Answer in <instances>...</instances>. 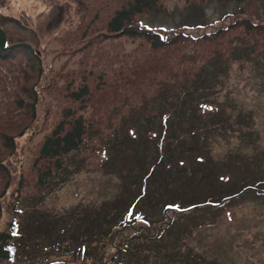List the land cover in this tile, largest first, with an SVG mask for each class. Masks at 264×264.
Wrapping results in <instances>:
<instances>
[{"label":"rangeland","instance_id":"rangeland-1","mask_svg":"<svg viewBox=\"0 0 264 264\" xmlns=\"http://www.w3.org/2000/svg\"><path fill=\"white\" fill-rule=\"evenodd\" d=\"M0 4L8 44H28L42 59L44 98L51 73L69 59L63 40L76 30L75 7L67 0ZM243 5L169 0L138 26L163 38L184 33L196 39L227 29L242 18ZM258 9L257 22L264 24V5ZM230 39L231 55L226 47L214 52L201 72H181L177 86L116 110L111 130L90 134L57 180L31 189L18 214L5 210L0 235L17 236V251L0 264H92L94 258L76 257L79 250L93 255L112 230L137 226L139 219L157 224L167 206L198 208L175 215L160 239L130 242L115 264H264V51L248 48L242 36ZM191 49L189 59L197 57ZM37 114L18 140L16 171L27 177L52 124L43 101Z\"/></svg>","mask_w":264,"mask_h":264},{"label":"trees","instance_id":"trees-1","mask_svg":"<svg viewBox=\"0 0 264 264\" xmlns=\"http://www.w3.org/2000/svg\"><path fill=\"white\" fill-rule=\"evenodd\" d=\"M48 1L55 5L61 0ZM67 1L75 7L77 26L63 40L69 59L51 73L44 98L39 89L44 76L40 55L25 43L9 45L8 35L0 25V224L5 210L19 213L18 203L31 189L44 190L57 180L69 155L86 146L90 134L110 129L116 110L138 106L165 92L179 81L176 79L181 72H201L214 58V52L222 54L226 47L227 56L231 55L229 42L233 36L244 37L248 48L264 51V24L257 22L258 4L264 5V0H234L244 4L239 12L242 18L227 29L196 39L184 33L163 38L156 31L138 26L143 15L166 8L169 0ZM191 47L197 56L193 59L187 58ZM186 61L187 67L192 65L189 69ZM188 75L185 73L184 78ZM41 101L45 121L52 124L34 153V170L27 177L16 171L21 163L18 140L36 122ZM223 203L205 206L219 207ZM197 208L167 206L163 220L157 224L139 219L137 226L123 225L112 230L93 255L81 249L76 257L85 262L94 258L92 264H115L119 252L130 242L160 239L175 215ZM16 237L0 235L2 259L15 258L17 249L12 242Z\"/></svg>","mask_w":264,"mask_h":264}]
</instances>
